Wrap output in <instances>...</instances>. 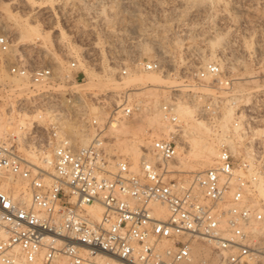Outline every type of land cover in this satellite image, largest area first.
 I'll return each instance as SVG.
<instances>
[{
    "label": "built area",
    "instance_id": "built-area-1",
    "mask_svg": "<svg viewBox=\"0 0 264 264\" xmlns=\"http://www.w3.org/2000/svg\"><path fill=\"white\" fill-rule=\"evenodd\" d=\"M10 47L1 35L0 51ZM140 65L167 73L156 61ZM77 67L68 61L59 77L50 66L30 67L21 59L9 66L10 75L26 80L32 93L18 109L46 116L49 124L34 122L29 132L0 139V264H87L97 256L118 264H264L260 168L247 151L229 143L241 115L227 100L234 78L211 61L184 79V95L172 88L157 108L165 131L147 130L150 145L133 164L110 151L114 138L107 135L143 110L129 92L117 97L101 122H88L94 135L89 146L74 144L67 132L79 102L70 90L61 96L47 88L63 80L72 86L77 77L69 74ZM185 105L215 129L227 109L233 120L220 130L214 164L180 178L175 167L185 121L178 109ZM156 204L165 207L166 217L156 213ZM94 206L102 209L98 219L89 212Z\"/></svg>",
    "mask_w": 264,
    "mask_h": 264
},
{
    "label": "rangeland",
    "instance_id": "rangeland-1",
    "mask_svg": "<svg viewBox=\"0 0 264 264\" xmlns=\"http://www.w3.org/2000/svg\"><path fill=\"white\" fill-rule=\"evenodd\" d=\"M25 22L38 25L44 33L50 31L52 45L45 46L46 35L34 38L24 35L18 43L19 26ZM1 35L8 37L11 47L8 53L0 51V121L2 118L6 128L11 126V130H16L20 119L33 115L18 109V103L31 99L32 93L26 80L10 75L11 63L21 59L30 67L50 66L60 77L66 73L68 61L74 60L78 67L69 76H76L77 82L68 86L63 80L57 84L58 87L55 84L47 89L61 96L72 91L79 102L77 110L71 113L73 120L69 126H72L73 133L67 127L78 146L81 145L75 133L82 132L93 139V130L88 127V122L92 119L101 122L113 109L117 97L127 92L143 106L141 113L127 122L131 127H138L137 135L150 145L147 120L166 100L170 90L178 88L184 95L187 84L184 79L190 78L207 62L220 63L234 78V93L227 100H236L237 113L241 114L236 117L239 127L234 138L235 149L240 153L250 151L264 178V0H30V3L0 0ZM22 41L25 46L20 47ZM211 54L215 57L208 60ZM149 61H156L165 68L167 73L156 74L166 78V83L160 86H128L122 83L134 76L143 78L147 71L140 64ZM123 70L127 71L126 75ZM91 71L100 72L101 81L91 82ZM103 82L106 83L102 85ZM15 83L23 88L21 92L15 90ZM78 83L83 85L77 86ZM193 91L210 92L199 88H193ZM227 110L216 129L203 122L208 127L207 131L197 126L195 115L191 120L185 115L181 118L185 121V128L194 126L203 141L216 143L214 147L218 151L216 145L220 130L233 120L232 110ZM45 117L44 122L37 123V126L47 128L49 121ZM32 126H36L34 121ZM23 129L24 132L31 130ZM107 135L114 138L110 151L128 157L135 164L132 157L122 151L120 141L123 138L115 137L112 130ZM239 135L243 138L240 139ZM34 143L32 139L31 145ZM183 147V167L177 160L176 177L186 178L214 164L216 157L210 166L191 171L195 162L188 155L186 141ZM145 149L141 148L142 151ZM24 156L37 162L34 156ZM258 198L264 200L259 190Z\"/></svg>",
    "mask_w": 264,
    "mask_h": 264
},
{
    "label": "bare ground",
    "instance_id": "bare-ground-1",
    "mask_svg": "<svg viewBox=\"0 0 264 264\" xmlns=\"http://www.w3.org/2000/svg\"><path fill=\"white\" fill-rule=\"evenodd\" d=\"M27 3H30V0H24ZM220 9V8H219ZM222 10V9H221ZM33 12V11H32ZM224 11H221V13ZM37 13V12H36ZM40 13V12H39ZM38 13V14H39ZM44 13V12H43ZM47 13V11L45 12ZM38 16V15H37ZM226 22V21H225ZM243 25V24H242ZM241 27V26H240ZM236 28V27H235ZM234 28V29H235ZM238 28V27H237ZM19 36L17 37L18 39V43L19 41L23 40L24 37H31L34 38L35 36H45L46 35V40H45V46L48 45H52V39L50 38V31L47 33H44L42 31H40V29L38 28V25H31L28 22H25L23 24H21L19 26ZM233 29V30H234ZM241 29V28H239ZM237 29V31L239 30ZM246 30V29H245ZM25 35V36H24ZM16 39V40H17ZM21 39V40H20ZM28 43V42H27ZM235 43V42H234ZM233 43V44H234ZM27 45V44H26ZM25 46V43L22 41V43H20V47ZM49 47V46H47ZM241 47V46H240ZM24 49V48H23ZM47 49V48H46ZM15 51V50H14ZM85 51V50H84ZM165 52V51H164ZM159 54H163V52H158ZM52 56V55H51ZM215 57L213 54H211V57L208 60H212ZM220 64V63H219ZM62 74V73H61ZM100 72H93L91 71L89 73V77H90V81L92 82L93 80H99L101 81L102 77L100 75ZM144 74V73H143ZM160 74V73H159ZM139 75V74H138ZM132 76V75H131ZM70 77V76H69ZM167 79L163 78L159 75L156 74V72H147L145 73L144 77H132L129 81H125L122 82L125 85L128 86H132V85H139V86H146L147 84L150 85H162L163 83H166ZM62 82V81H61ZM110 82V81H109ZM63 83V82H62ZM106 82H103L102 85H104ZM171 83V82H170ZM16 84V88L15 90L18 92H21L23 90L22 87H20V85L18 83ZM74 85V84H73ZM83 84H77V86H82ZM27 86V85H26ZM57 86V84H56ZM181 86V85H180ZM184 86V85H183ZM24 87V86H23ZM53 87V86H52ZM58 87V86H57ZM56 87V88H57ZM179 87V85L177 86ZM50 88V87H49ZM81 88V87H80ZM87 89L89 88V85H86ZM65 89V87H64ZM72 89V88H71ZM70 89V90H71ZM124 89V88H123ZM129 89V88H128ZM66 90V89H65ZM74 90H76V88H74ZM73 90V91H74ZM130 90V89H129ZM84 93L86 92L85 90H83ZM89 91V90H87ZM15 92V91H14ZM59 92V91H58ZM72 92V91H71ZM24 93V92H23ZM22 93V94H23ZM89 93V92H88ZM28 94V93H27ZM31 95V94H30ZM241 95V93H240ZM19 96V93H18ZM21 96V95H20ZM19 96V97H20ZM234 96V95H233ZM23 98V97H22ZM28 98V97H27ZM230 99V98H229ZM235 99H239L238 97ZM234 101V100H233ZM236 102V100L234 101ZM256 103V102H255ZM251 103H247L246 105H250ZM258 105V104H257ZM155 106V105H154ZM259 106V105H258ZM148 112V111H147ZM153 112V111H152ZM195 108L190 107V106H180L178 109V115L180 117V119L182 120L183 118H181V116L185 115L184 117H188L189 120H191L194 115H195ZM227 112H229V109L227 110ZM34 114V113H33ZM27 117L24 119H20L18 124H17V128L16 130H11V126H4V124L2 123V118L0 121V136L2 135V133L7 129V131L5 132V134H14L16 136H19L21 134V132L23 131V128H27L30 129L32 128V123L33 121L37 123H42L44 122V118L42 116L37 115H26ZM146 116V115H145ZM231 116H229L230 118ZM46 118V117H45ZM194 119V118H193ZM46 120V119H45ZM196 120V119H195ZM194 120V121H195ZM197 121V126L199 128H202L204 130H208V127H206L205 123H203L202 121ZM225 122V121H224ZM5 123V122H4ZM39 123V124H40ZM222 123V122H221ZM226 123V122H225ZM8 125V124H7ZM147 125L148 127H150L154 132L155 131H165V126L162 123L161 119H160V114L158 112V109H155L153 112V115L147 120ZM195 125V124H194ZM224 126V125H223ZM222 127V126H221ZM226 127V126H225ZM22 129V130H20ZM137 129V130H136ZM140 129V128H139ZM221 129V128H220ZM69 130L71 131V133H73V129L72 126H69ZM112 133H114L115 137L118 136L122 139V141H120V143L122 144V151L125 152V154H128L129 156L132 157L133 161L135 164L138 163L139 157H140V153H141V148L145 147L147 148L149 146V143L146 142L145 140H143L140 136L137 135V132H139L138 127H131L129 125V123L126 121H122L120 122L118 125H116L115 127L111 128ZM21 131V132H19ZM242 132V131H241ZM211 133V132H210ZM4 134V135H5ZM244 134V133H243ZM242 134V135H243ZM246 134V133H245ZM245 134L243 136H245ZM75 137L78 136V142L80 143V145L82 147H87L91 144V142L94 140V138L92 139L91 137H89L87 134L82 133V132H76L75 133ZM184 141L187 142L188 144V155L193 159V161L195 162V166L191 169V171H198L200 169H204L208 166H210V164L213 162V159L215 157H217V153L218 151L215 150V144L213 145L211 142H207V141H203L199 135V131L194 127L189 125L188 128H185V134H184ZM218 135V134H217ZM242 135H239V138H243ZM3 136V135H2ZM72 137V134H71ZM186 137V140H185ZM209 137V136H208ZM215 137V136H214ZM116 138V139H117ZM220 138V137H219ZM120 140V139H118ZM117 140V141H118ZM229 143L231 144L232 147H234V142L233 141H229ZM116 144V143H115ZM120 145V144H119ZM218 146V145H216ZM118 148V147H117ZM184 148V147H183ZM183 148L180 150L179 154H178V164L183 167V161L181 159V154L183 152ZM143 152V151H142ZM248 154L254 158L252 156V153L249 151ZM185 164V163H184ZM187 165V164H186ZM178 167V166H177ZM179 168V167H178ZM198 173V172H196ZM259 190V194L264 197V178H262V176H260V184L258 187ZM154 209L156 211V213L158 215H161L163 217L167 216V212L164 206H161L159 204L154 205ZM89 212L91 213V215L93 216V218L98 219L100 217V214L102 212V209L100 206H94L91 207L89 209ZM87 264H118L117 260L113 257H104V256H97L95 257L90 263Z\"/></svg>",
    "mask_w": 264,
    "mask_h": 264
}]
</instances>
